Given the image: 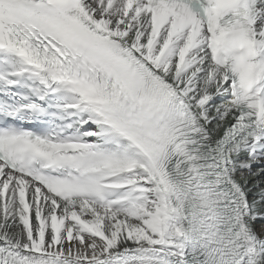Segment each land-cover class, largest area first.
<instances>
[{
    "label": "snow or ice",
    "instance_id": "1",
    "mask_svg": "<svg viewBox=\"0 0 264 264\" xmlns=\"http://www.w3.org/2000/svg\"><path fill=\"white\" fill-rule=\"evenodd\" d=\"M0 264H264V0H0Z\"/></svg>",
    "mask_w": 264,
    "mask_h": 264
},
{
    "label": "bare ground",
    "instance_id": "2",
    "mask_svg": "<svg viewBox=\"0 0 264 264\" xmlns=\"http://www.w3.org/2000/svg\"><path fill=\"white\" fill-rule=\"evenodd\" d=\"M253 179V177H249V180H252Z\"/></svg>",
    "mask_w": 264,
    "mask_h": 264
}]
</instances>
